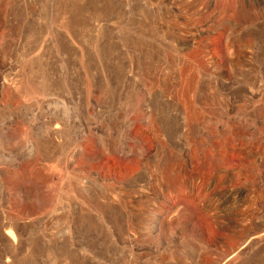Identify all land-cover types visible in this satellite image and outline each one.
<instances>
[{"label": "rangeland", "instance_id": "obj_1", "mask_svg": "<svg viewBox=\"0 0 264 264\" xmlns=\"http://www.w3.org/2000/svg\"><path fill=\"white\" fill-rule=\"evenodd\" d=\"M0 264H264V0H0Z\"/></svg>", "mask_w": 264, "mask_h": 264}]
</instances>
